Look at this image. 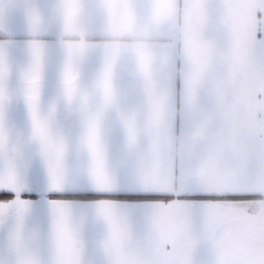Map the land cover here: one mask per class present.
<instances>
[{"label": "snow or ice", "instance_id": "6c2138e0", "mask_svg": "<svg viewBox=\"0 0 264 264\" xmlns=\"http://www.w3.org/2000/svg\"><path fill=\"white\" fill-rule=\"evenodd\" d=\"M0 264H264V0H0Z\"/></svg>", "mask_w": 264, "mask_h": 264}]
</instances>
